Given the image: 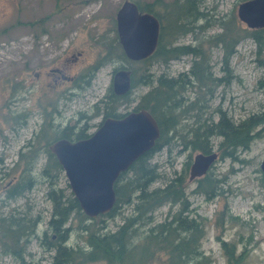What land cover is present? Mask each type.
Returning a JSON list of instances; mask_svg holds the SVG:
<instances>
[{
	"label": "trees",
	"instance_id": "trees-1",
	"mask_svg": "<svg viewBox=\"0 0 264 264\" xmlns=\"http://www.w3.org/2000/svg\"><path fill=\"white\" fill-rule=\"evenodd\" d=\"M141 10L154 13L161 23L160 36L155 51L143 59L127 56L119 40L115 15L112 17V36L104 41L106 50L96 60L74 76L72 88H89L96 73L107 62L119 61L114 69L126 67L131 70V89L118 94L112 83L108 90L92 106L90 111H80L74 123H64L57 118L60 113L59 97L50 99L43 110V122L39 131L28 138L19 149L13 169H20L18 179L5 188V196L13 198L30 191L38 183L47 185L46 194L52 201L48 226L40 234L38 224L41 215H3L0 213V244L4 253H13L24 259L28 245L34 236H40L41 244L54 251L51 264H89L103 261L105 264H150L161 252L166 255L164 264H211L210 258L201 248L206 235L205 222L189 217L190 200L187 193L190 161L181 171L164 183L154 185L163 173L153 162L154 154L175 138L183 148L211 153L218 142V156L238 159L240 149H248L259 134L256 127L264 123V112L235 119L227 110L218 106L214 113L206 115L210 101L220 85H228L234 78L231 58L238 43L248 36L236 9L225 15L215 16L203 7L204 0H134ZM220 31L203 38L198 33L212 26ZM191 33L192 43L179 39ZM257 38L261 35L256 33ZM260 36V37H259ZM220 46L221 75H216L212 65L209 46ZM191 55L189 69L172 75L165 69L157 72L155 63L169 66L171 60ZM145 92L134 95L142 86ZM193 90V94L188 91ZM138 98L132 110L149 109L157 118L161 135L151 149L139 156L128 169L122 171L115 182L116 202L106 213L88 215L71 190V185H61L64 172L62 164L50 145L59 138L78 140L91 135L95 123L92 119L102 115L122 117L131 110L130 105ZM29 112H10L16 129L29 121ZM194 117L192 123L187 119ZM102 120L97 123L99 126ZM80 122V123H79ZM188 124V125H187ZM15 128V126H13ZM46 158L38 169L41 156ZM216 177L208 171L198 177L195 191L214 198L222 193ZM70 188V191L68 189ZM170 208L164 219L156 220L154 212L162 205ZM131 205L132 211L123 215L124 220L116 229L109 221L123 214V208ZM74 230L79 231V240L71 241ZM228 264L240 261L234 244L222 240Z\"/></svg>",
	"mask_w": 264,
	"mask_h": 264
},
{
	"label": "rangeland",
	"instance_id": "rangeland-1",
	"mask_svg": "<svg viewBox=\"0 0 264 264\" xmlns=\"http://www.w3.org/2000/svg\"><path fill=\"white\" fill-rule=\"evenodd\" d=\"M123 1L0 0V213L41 215L43 221L38 224L40 234L48 226L53 208L46 194L47 185L38 183L25 194L6 197L5 188L20 175V169H13L14 162L25 141L39 131L43 122L41 111L50 99L61 96L57 118L64 123H74L80 111H90L91 106L104 96L119 61L102 65L92 85L85 90L72 88L71 78L105 52L103 42L113 34L112 17ZM242 1L204 0L203 7L215 16L225 15L233 9L238 13ZM217 31H220V27L214 25L198 35L207 39ZM256 33L261 35L262 41ZM194 39L193 34L188 33L179 41L192 43ZM209 50L215 74L221 75L223 50L215 45L209 46ZM191 61V55H184L171 60L168 67L155 63L153 69L157 72L165 69L177 75L189 69ZM231 66L233 80L228 85L218 87L206 115L214 113L217 119L215 109L218 106L237 120L264 112V26L249 27L248 36L236 46ZM148 89L149 86H142L134 95ZM188 93L193 94V90ZM138 98L122 108L132 110ZM23 111L30 114L28 124L16 129L13 120L8 121V114ZM102 119V115L94 117L92 122L95 125L90 130L94 131ZM193 120L194 117H191L187 122L192 123ZM256 130L259 134L248 149L238 151V159L218 156L209 167L208 171L219 179V189L222 191L210 199L205 193L195 191L198 177L205 173L190 177L191 166L199 150L183 148L175 138L154 154L153 162L159 165L163 173L154 185H164L175 175V171H181L190 161L187 193L191 204L188 216L205 222L206 235L201 248L211 264H228L222 240L234 244L236 254L241 256L235 264H264V172L261 168L264 159V123L259 124ZM220 140V137H215L216 151ZM45 161L42 155L38 169ZM60 182L62 186L69 183L65 170ZM169 208V204L160 206L154 212L156 220L164 219ZM123 210V214L109 221L110 228L116 229L123 222V215L131 213L132 207L125 206ZM78 233V230H74L71 241L82 242ZM40 234L32 238L23 260L13 253H4L0 244V264H51L54 251L41 244ZM165 258L166 255L161 252L150 264H164Z\"/></svg>",
	"mask_w": 264,
	"mask_h": 264
},
{
	"label": "water",
	"instance_id": "water-1",
	"mask_svg": "<svg viewBox=\"0 0 264 264\" xmlns=\"http://www.w3.org/2000/svg\"><path fill=\"white\" fill-rule=\"evenodd\" d=\"M238 15L248 27L264 26V0H244ZM117 30L123 49L132 59L152 54L158 44L161 23L158 17L141 10L134 0H124L116 14ZM112 85L118 94L131 89V70L113 72ZM161 128L153 113L143 107L122 117H107L90 136L78 140L59 138L50 145L68 177L82 209L90 216L108 212L116 202L115 182L120 173L153 147ZM218 158L199 152L191 166V178L206 173ZM264 172V159L261 162Z\"/></svg>",
	"mask_w": 264,
	"mask_h": 264
},
{
	"label": "flooded vegetation",
	"instance_id": "flooded-vegetation-1",
	"mask_svg": "<svg viewBox=\"0 0 264 264\" xmlns=\"http://www.w3.org/2000/svg\"><path fill=\"white\" fill-rule=\"evenodd\" d=\"M122 4V3H121ZM117 14V13H116ZM115 18H116V15H115ZM116 29H117V19H116ZM117 33H118V30H117ZM118 36H119V34H118ZM119 40H120V38H119ZM121 42V41H120ZM122 44V43H121ZM115 71V69H113V72ZM75 76V75H74ZM74 76L71 78V81H73V79H74ZM112 81H113V79H112Z\"/></svg>",
	"mask_w": 264,
	"mask_h": 264
},
{
	"label": "bare ground",
	"instance_id": "bare-ground-1",
	"mask_svg": "<svg viewBox=\"0 0 264 264\" xmlns=\"http://www.w3.org/2000/svg\"><path fill=\"white\" fill-rule=\"evenodd\" d=\"M80 123V122H79Z\"/></svg>",
	"mask_w": 264,
	"mask_h": 264
}]
</instances>
